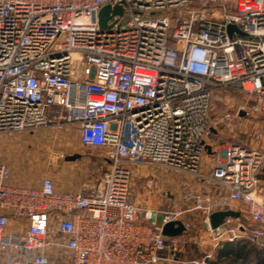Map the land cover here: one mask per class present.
<instances>
[{
  "label": "built area",
  "instance_id": "built-area-1",
  "mask_svg": "<svg viewBox=\"0 0 264 264\" xmlns=\"http://www.w3.org/2000/svg\"><path fill=\"white\" fill-rule=\"evenodd\" d=\"M105 5L123 12L101 27ZM228 24L244 35H229ZM224 87L253 96L242 112L262 137L264 0H0V134L76 125L81 144L108 163L96 185L75 192L50 177L15 185L0 163V264H206L223 241L261 244L263 153L213 149L211 100ZM133 165L210 188L186 192L170 210L140 207L128 195ZM242 206L248 227L240 216L210 226L211 213ZM169 221L181 222L179 235L162 233ZM188 244L202 255L180 258Z\"/></svg>",
  "mask_w": 264,
  "mask_h": 264
},
{
  "label": "rangeland",
  "instance_id": "rangeland-1",
  "mask_svg": "<svg viewBox=\"0 0 264 264\" xmlns=\"http://www.w3.org/2000/svg\"><path fill=\"white\" fill-rule=\"evenodd\" d=\"M252 103L253 96L236 87L218 88L213 91L211 140L214 150L237 143L250 145L264 155V134L255 138L252 119L241 114L242 108ZM53 120H57L56 116ZM67 128L68 124L51 123L35 130L0 134V162L10 166L22 179L50 177L59 189L67 187L66 189L70 190H80L83 187H93L108 163L104 161L99 149L78 150L68 147L67 142L75 141L78 133H68ZM74 151L77 153H72ZM73 154L79 156L72 161L65 159ZM202 159V170L204 165L211 169L212 156L207 152ZM198 183L200 184V181L190 174L176 173L161 165H133L128 185L129 200L140 207L170 210L173 209V203L181 201L186 192L201 188L200 185L196 186ZM162 189L167 191V195L160 193ZM240 223L246 227L250 225L249 220L241 217ZM192 246L196 252L198 247L195 244ZM216 249L210 259H214ZM201 255L197 253L196 258Z\"/></svg>",
  "mask_w": 264,
  "mask_h": 264
},
{
  "label": "crops",
  "instance_id": "crops-1",
  "mask_svg": "<svg viewBox=\"0 0 264 264\" xmlns=\"http://www.w3.org/2000/svg\"><path fill=\"white\" fill-rule=\"evenodd\" d=\"M67 130H68V133L69 132H77L78 133V136H77V138L75 139V141H73L72 143H68L67 142V144H68V147H70V148H72V149H88V148H90V147H85V146H83L82 144H81V142H80V133H79V129H78V127L76 126V125H70V124H68V128H67ZM90 149H93V148H90ZM94 149H98V148H94ZM100 150V149H99ZM72 153H77L76 151H74V152H72ZM103 156V155H102ZM77 158V157H76ZM75 158V159H76ZM103 159H104V161H106L107 162V160L104 158V156H103ZM74 160V159H73ZM203 160V159H202ZM67 161H72V160H67ZM0 163H2V162H0ZM9 168H10V170H11V181H12V183L13 184H15V185H21V186H27V187H37V186H39L40 185V183H41V181H42V177L41 176H39V177H36V178H24V179H22V178H19L15 173H14V171L12 170V168L10 167V166H8ZM203 171L204 172H209L210 171V169L208 168V167H206L205 165L203 166ZM52 179V178H51ZM53 180V179H52ZM53 184H54V187L57 189V190H59V191H73V192H75V191H78L77 190V188H74L73 190H70V189H66L67 187H63L64 189H59V188H57V186L55 185V181L53 180ZM201 186V188H205V189H207V188H210V187H207V186H205V185H203V184H196V186ZM87 189L86 187H83V188H81V189ZM256 194H257V196H258V198H260V199H262L263 201H264V167H263V169H262V171H261V173L258 175V184H257V188H256ZM180 202V201H179ZM241 214L239 215L241 218H245V219H247L248 220V218H247V216H246V213L244 212L245 211V208H244V206H242L241 207ZM190 217H191V219H192V221H193V223H194V228H195V231H194V233L195 234H199V233H201L202 232V229H201V220H200V218H199V215L198 214H191L190 215ZM192 244H188L187 245V247H186V250L183 252V253H180L179 254V257L180 258H183V259H186V260H191V259H194V258H196L197 256V253H200V250L199 249H197L196 250V252L192 249ZM208 248V247H207ZM192 251H194L195 252V256L193 255L194 254V252H192Z\"/></svg>",
  "mask_w": 264,
  "mask_h": 264
},
{
  "label": "trees",
  "instance_id": "trees-1",
  "mask_svg": "<svg viewBox=\"0 0 264 264\" xmlns=\"http://www.w3.org/2000/svg\"><path fill=\"white\" fill-rule=\"evenodd\" d=\"M206 264H264V241L256 244L246 237L223 241L217 247L214 259Z\"/></svg>",
  "mask_w": 264,
  "mask_h": 264
},
{
  "label": "water",
  "instance_id": "water-1",
  "mask_svg": "<svg viewBox=\"0 0 264 264\" xmlns=\"http://www.w3.org/2000/svg\"><path fill=\"white\" fill-rule=\"evenodd\" d=\"M123 12V8L120 5H105L103 6L98 13V22L101 27H104L106 24V21L113 15L118 14L121 15ZM226 31L229 35L233 31H236L240 35H244L242 31H240L235 25L228 24L226 27ZM243 115V112H241ZM207 151H210V147L206 145ZM79 155L73 154L68 155L65 157L66 160H73ZM240 215V212L238 211H232V210H225V211H216L210 214L209 216V223L212 228H215L219 226L225 217L232 216V217H238ZM183 230V226L180 221H169L165 223L162 226V233L165 236H175L179 235Z\"/></svg>",
  "mask_w": 264,
  "mask_h": 264
}]
</instances>
